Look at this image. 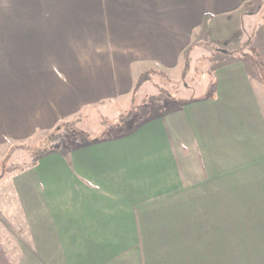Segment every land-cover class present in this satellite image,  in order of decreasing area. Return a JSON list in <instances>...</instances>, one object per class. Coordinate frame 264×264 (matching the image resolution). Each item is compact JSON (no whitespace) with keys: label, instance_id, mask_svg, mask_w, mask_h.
<instances>
[{"label":"crops","instance_id":"1","mask_svg":"<svg viewBox=\"0 0 264 264\" xmlns=\"http://www.w3.org/2000/svg\"><path fill=\"white\" fill-rule=\"evenodd\" d=\"M262 4L0 0V154L123 102L148 71L178 76L206 35L247 51L219 50L233 60L208 97L10 174L0 264H264Z\"/></svg>","mask_w":264,"mask_h":264},{"label":"rangeland","instance_id":"2","mask_svg":"<svg viewBox=\"0 0 264 264\" xmlns=\"http://www.w3.org/2000/svg\"><path fill=\"white\" fill-rule=\"evenodd\" d=\"M257 7H259L257 4L252 5L248 12L256 11ZM261 9L260 14L264 16V4ZM235 37L237 38V35ZM243 38L247 40L246 35ZM211 41L212 38L206 35L205 40L200 42V46L194 48L183 72L178 73V76L148 71L123 102L112 104L107 109L92 110L79 118L69 120V126L56 130V137L63 136L64 141L61 144L63 151H70L76 147L94 143L96 140L117 137L123 129L127 134L166 109L179 106L193 98L208 97L211 93L210 88H213L216 68L233 60L225 58L219 50L235 54L241 52V56L247 52L239 39L225 46ZM41 138L42 136H39L26 143L11 145L10 149L2 152L0 175H3V171L11 166L32 165L45 151L46 146L50 150H56L57 143L42 142ZM10 177L9 174L4 180Z\"/></svg>","mask_w":264,"mask_h":264},{"label":"trees","instance_id":"3","mask_svg":"<svg viewBox=\"0 0 264 264\" xmlns=\"http://www.w3.org/2000/svg\"><path fill=\"white\" fill-rule=\"evenodd\" d=\"M205 19H206V23H207V21H208V17L206 16L205 17ZM224 43V42H223ZM144 77V75L140 78V82H141V80H142V78ZM63 126H69V123H68V121H66V122H63L62 124H60L58 127H56V129H54L53 131H51V132H48V133H45V134H42V135H40V136H42V142H46V141H49L50 143H53V144H56V150H50V148L49 147H47L46 146V148L44 149L45 151L42 153V155H40V157H39V159L41 158V157H43V156H45V155H47V154H49V153H60V154H62L64 157H66V158H68L69 157V154H70V152H72L74 149H72V150H70V151H63V147L61 146V144L63 143V136L61 135V136H59V137H56V130H59V129H61V127H63ZM59 132V131H58ZM123 135H125V129H123L122 131H120L119 132V134L117 135V137H121V136H123ZM39 137V136H38ZM38 137H36V138H38ZM35 138V139H36ZM113 138H116V137H113ZM113 138H110V139H113ZM56 139H58V140H56ZM60 140V141H59ZM106 140V139H105ZM97 141H100V140H96L95 142H97ZM58 144H60V146L58 145ZM38 159V160H39ZM38 160L35 162V163H33L32 165H27V166H23V167H20V166H14V167H12L11 166V168H8V169H6V170H4L3 171V175H0V182L2 181V180H4L5 179V177L6 176H8L9 174H12V173H15V172H23V171H26L27 169H30V168H32V167H35L36 165H37V163H38Z\"/></svg>","mask_w":264,"mask_h":264}]
</instances>
